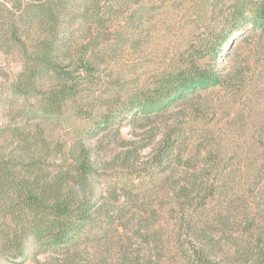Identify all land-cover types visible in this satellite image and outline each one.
<instances>
[{"label":"trees","instance_id":"16d2710c","mask_svg":"<svg viewBox=\"0 0 264 264\" xmlns=\"http://www.w3.org/2000/svg\"><path fill=\"white\" fill-rule=\"evenodd\" d=\"M223 2H208L206 36L177 54L176 73L143 88L111 68L140 48L143 0H0V54L22 66L0 97L1 259L75 258L89 243V264H108L116 250L120 264H148L152 239L168 234L189 249L187 264H264V0ZM255 31L252 56L223 68L225 44ZM218 88L245 104L233 117L225 110L222 126L210 95ZM180 104L191 110L185 122L122 136L126 121L167 123ZM241 130L252 142L239 161L228 146ZM240 171L256 206L229 191ZM158 183L170 184L168 206L153 200ZM161 210L171 221L159 229Z\"/></svg>","mask_w":264,"mask_h":264},{"label":"rangeland","instance_id":"374dc122","mask_svg":"<svg viewBox=\"0 0 264 264\" xmlns=\"http://www.w3.org/2000/svg\"><path fill=\"white\" fill-rule=\"evenodd\" d=\"M209 1L210 0H143L145 16L140 22L136 23V27H139L144 33L140 48L136 50L127 49L120 53L116 59V63H114L111 68L123 72L131 87L154 88L160 81H166L168 79L167 75L176 73L177 54L193 46H198L201 40H203V37L206 36L205 33L207 32L208 24H206L207 15L205 14V8ZM251 1L252 0H224L227 7L247 2L248 8H251ZM138 5L140 4L133 5L132 8H139ZM251 28L252 26L249 24L248 29ZM256 33L257 31L248 37H245V34L243 36H237L235 34L231 39V44H225L223 52L219 55V60L223 68L232 70L234 66L240 64L248 56H252V46L258 37L255 35ZM252 61H254V59ZM21 67V63L17 56L13 54H0L1 98L5 99L8 94L9 86L16 78ZM254 68L256 67L254 66ZM210 95L217 103L212 107L218 108L215 122H219L221 126L226 123L228 124L227 118H224V116H226L225 110L231 109L233 117V115L235 116V110L242 109L245 105L243 101L238 100L239 98L235 101H233V99L231 100L225 89L218 88ZM214 101L211 100V103L214 104ZM186 108L188 107L185 104L176 105L172 108V110L165 115V117L168 118L167 123L162 121L161 118H155L150 123H136L135 126L126 121L121 127L122 136L128 140L133 138L139 139L153 128L165 129L167 124H172L174 121L185 122V112L191 111L189 109L185 110ZM182 112H184V114ZM245 122L249 126L250 123L247 117L245 118ZM142 124L144 125L142 126ZM203 124V121L195 122L197 129H201ZM238 124L239 122L233 126L232 130L234 133H236L235 131L238 128ZM241 133L243 136L233 137L231 135L228 146L230 152L233 151V153L237 154V160L239 161L246 156V143L252 142L250 134H246L244 130H241ZM240 164L241 163H239V165ZM242 174L243 171H240L236 178L231 179L229 191L236 198L241 196L239 200L242 206H256V203L253 202V198L250 196L251 192L246 188L247 179L243 178ZM152 190L154 191L153 200H157L156 196L160 194V198L157 202H161V204L163 203V205L168 206L171 200L169 195L170 184L161 186L158 183L157 186L153 185ZM159 212L160 215L155 219L153 218L152 223L155 224L156 228L161 229L168 225L171 218L166 212L162 210ZM167 236L168 234H165L163 239L158 242H154L152 239L153 247H149L148 251V257L151 258V263L148 264H187L185 258L189 253V249L185 251L186 253L181 251L176 248L173 243H169V237ZM117 239L118 237L113 240L116 241ZM132 241L133 247L142 243L140 240L136 239ZM93 245L94 244H92V246ZM92 246L89 243H82L79 246L82 256H76L75 258H72L67 252L49 251L39 254L37 258L28 257L25 260L22 258H0V264H89V260L92 258ZM98 246L99 245H97L96 248H98ZM101 246V249L105 251L103 245ZM145 246L144 243L143 247L145 248ZM108 259V264L121 263L118 250L114 251V254L112 253Z\"/></svg>","mask_w":264,"mask_h":264}]
</instances>
